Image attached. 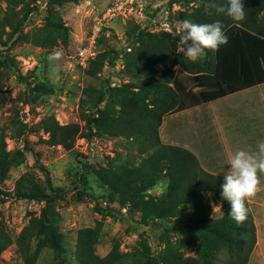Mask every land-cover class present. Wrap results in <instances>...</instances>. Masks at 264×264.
Returning <instances> with one entry per match:
<instances>
[{
    "label": "rangeland",
    "instance_id": "1",
    "mask_svg": "<svg viewBox=\"0 0 264 264\" xmlns=\"http://www.w3.org/2000/svg\"><path fill=\"white\" fill-rule=\"evenodd\" d=\"M108 1L91 0L93 11H100ZM172 1L178 0L167 5ZM180 1L187 10L198 2ZM85 3L86 0H23L16 10L23 5L30 12L19 32L6 40L9 29H0L2 41L6 42L0 43V135L7 152L14 155L5 177L0 178V246L6 242L0 248V264H80L75 250L77 233L83 228L96 229L93 248L98 256L118 253L113 264H140L153 256L161 263L167 258H196V244L183 242L193 241L191 233L164 229L165 225H177V221L193 215L192 204L179 205L175 214L167 218L147 217L145 225L138 208L129 201L122 204L126 197L102 183L99 177L114 154H130L139 161L146 153L134 137L98 135L91 119L92 98L97 95L92 90L104 84L101 73L88 74L75 58L91 25V19L78 6ZM6 7L7 3L0 0V24ZM59 21L66 29L57 26ZM115 28L120 35L119 26ZM118 37L113 33L102 38L98 49L107 50L111 56L123 44ZM178 46L184 53L179 43ZM54 49H62L63 56L49 61ZM131 79L140 82L139 78ZM214 107L212 102L165 114L158 138L162 143L187 148L204 170L222 176L226 155ZM48 116H54L60 124L78 125L71 147L47 143L42 119ZM168 182L163 171L140 190V197L165 198ZM17 185L29 193L18 196ZM202 209L217 216L221 214V203L204 192L203 208L197 210ZM141 231L145 240L138 236ZM22 232L26 239L20 241L17 237ZM167 247L171 257L164 253ZM228 260L222 253L215 264H227Z\"/></svg>",
    "mask_w": 264,
    "mask_h": 264
},
{
    "label": "trees",
    "instance_id": "2",
    "mask_svg": "<svg viewBox=\"0 0 264 264\" xmlns=\"http://www.w3.org/2000/svg\"><path fill=\"white\" fill-rule=\"evenodd\" d=\"M4 1L7 7L0 29L2 32H5V28L9 29L6 40H10L19 32L30 8L22 5L20 10H16L18 3L23 0ZM207 2L208 0H198L191 9L178 12L176 17L179 20L188 18L196 23L220 20L229 39L226 46H221L215 52L207 50L202 59L191 61L178 50L179 38L176 34L152 33L129 21L125 27V35L132 49L125 52L123 69L129 76V82L109 87L106 80L102 79L103 87L92 90L97 95L92 98L93 109L90 116L98 135L134 137L142 143L146 153L139 161L130 154H114L100 173L102 183L126 197L122 204L129 201L136 206L141 214V223L145 225L148 224L147 217L167 218L174 215L178 206L183 203H190L195 208L193 215L177 221V225H165L164 229L167 232L181 230L191 233L193 241L183 242L196 244V258L187 261L180 257L172 260L166 257L167 260L161 263V260L153 256L145 258L140 264H215L218 255L222 253L229 258L227 264H247L256 241L249 209L246 221L241 224H237L229 215L231 205L222 199L224 177L204 170L195 154L187 148L162 143L158 138V128L163 116L191 104L188 100V103L185 102L177 82L189 92L192 90L196 101L206 102L227 94L229 87L226 88L222 81H228L235 75L264 78V70H260V64H264V0H243L247 15L239 23L225 15L216 14L214 10L205 11ZM218 2L223 3V0ZM57 26L61 28L63 24L59 21ZM102 38L103 36L98 42ZM0 43H6L2 41L1 33ZM121 51L115 50L108 56L107 50H99L86 68L87 73L95 75L98 71L100 74L105 62L113 64ZM249 58L254 63L255 72L247 68ZM176 65L181 69L175 70ZM130 77L139 78L140 82L137 83ZM89 95L90 93L86 94L87 99L90 98ZM102 102L103 106L99 107ZM42 128L48 134L49 145L64 148L72 146L78 132L76 123L60 124L54 116L43 118ZM13 157L5 149L0 135V178L5 177ZM163 171L169 179L166 197L160 200H145L140 197V190L156 180ZM17 186L18 196L29 193ZM204 192L211 193L221 203V214L210 216L204 209L202 212L197 210L203 208ZM109 213L117 214L113 211ZM118 217L122 215L118 214ZM138 236L145 240L142 231ZM17 238L25 240V232ZM96 240L95 228L80 229L77 233L76 260L80 264H113L118 253L111 251L103 257L98 256L93 248ZM143 244L149 250L147 244ZM5 246L6 242L0 248ZM168 250L167 247L164 253L171 257Z\"/></svg>",
    "mask_w": 264,
    "mask_h": 264
},
{
    "label": "crops",
    "instance_id": "3",
    "mask_svg": "<svg viewBox=\"0 0 264 264\" xmlns=\"http://www.w3.org/2000/svg\"><path fill=\"white\" fill-rule=\"evenodd\" d=\"M247 61V68L251 72H255L254 63L250 58ZM261 69L264 70L263 63L260 64ZM177 83L185 102L188 103V100L191 104L172 113L184 112L212 102L215 104L217 126L218 130L221 131V144L226 155V166L221 172L222 177H224L229 160L235 152L239 150L249 153L259 152V144L264 142V78L256 79V77L249 75L244 77L235 75L228 81H222L226 88L229 87L227 94L206 102L196 101L194 99L195 93L192 90L189 92L182 84ZM188 94H190L191 99H188ZM248 131L249 133H246ZM250 131L253 132L250 133ZM241 133L243 135L240 139ZM259 179L262 185L258 186L255 196L247 200V207L252 215L256 236L247 264H264V174H259Z\"/></svg>",
    "mask_w": 264,
    "mask_h": 264
},
{
    "label": "clouds",
    "instance_id": "4",
    "mask_svg": "<svg viewBox=\"0 0 264 264\" xmlns=\"http://www.w3.org/2000/svg\"><path fill=\"white\" fill-rule=\"evenodd\" d=\"M214 10L218 15H225L233 22L239 23L246 19L243 0H208L205 11ZM176 36L185 56L196 61L207 54V50L218 51L221 46L229 43L220 20L212 23H196L185 18L178 21ZM63 56L62 49H54L49 61H58ZM229 169L224 174L222 199L231 205L230 216L237 223L246 221L248 208L246 201L255 196L260 184L259 174H264V142L259 144L258 153L239 150L229 160ZM162 188V183L157 189ZM222 208V205H221Z\"/></svg>",
    "mask_w": 264,
    "mask_h": 264
},
{
    "label": "built area",
    "instance_id": "5",
    "mask_svg": "<svg viewBox=\"0 0 264 264\" xmlns=\"http://www.w3.org/2000/svg\"><path fill=\"white\" fill-rule=\"evenodd\" d=\"M171 0H109L106 5L98 12L93 11L91 0H86L85 4L78 6L83 9V15L91 19V25L87 34L81 41L76 50V61L79 66L86 69L92 59L95 58L98 49V39L109 38L113 33L117 34L118 39H123V44L114 59L113 64L105 62L101 70V76L106 80L107 86L118 87L129 82V76L124 72L125 52H130L132 46L128 44L125 35L127 23H133L145 28L149 32H168L175 35L179 20L176 15L178 12L186 11L183 1ZM187 7V6H186ZM115 26H119L120 35ZM103 106V102L99 107Z\"/></svg>",
    "mask_w": 264,
    "mask_h": 264
}]
</instances>
